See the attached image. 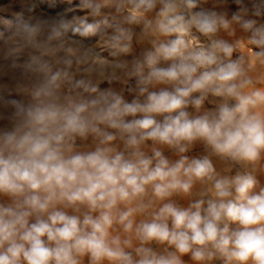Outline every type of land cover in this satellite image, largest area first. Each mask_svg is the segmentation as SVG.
<instances>
[{
	"label": "clouds",
	"instance_id": "obj_1",
	"mask_svg": "<svg viewBox=\"0 0 264 264\" xmlns=\"http://www.w3.org/2000/svg\"><path fill=\"white\" fill-rule=\"evenodd\" d=\"M42 2L0 3V264H264V0Z\"/></svg>",
	"mask_w": 264,
	"mask_h": 264
},
{
	"label": "rangeland",
	"instance_id": "obj_2",
	"mask_svg": "<svg viewBox=\"0 0 264 264\" xmlns=\"http://www.w3.org/2000/svg\"><path fill=\"white\" fill-rule=\"evenodd\" d=\"M6 2H7V0H0V3H6ZM36 2H41V0H36ZM47 2H48V0H43L42 6H44ZM17 10H19V9H17ZM8 30H9L8 26L4 25L3 22L0 21V33H4L6 35Z\"/></svg>",
	"mask_w": 264,
	"mask_h": 264
}]
</instances>
